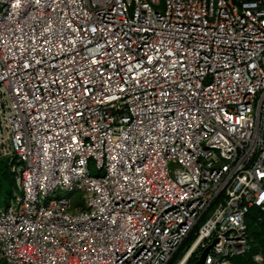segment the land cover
Segmentation results:
<instances>
[{"label": "built area", "instance_id": "obj_1", "mask_svg": "<svg viewBox=\"0 0 264 264\" xmlns=\"http://www.w3.org/2000/svg\"><path fill=\"white\" fill-rule=\"evenodd\" d=\"M0 162V264H264V0H0Z\"/></svg>", "mask_w": 264, "mask_h": 264}, {"label": "trees", "instance_id": "obj_2", "mask_svg": "<svg viewBox=\"0 0 264 264\" xmlns=\"http://www.w3.org/2000/svg\"><path fill=\"white\" fill-rule=\"evenodd\" d=\"M10 172L11 171L7 163L0 162V205H8L13 192L17 189L15 176L12 172ZM9 175L14 177L12 182L9 179ZM248 226L250 235L253 238L254 243L257 245L255 249H261L264 251V212L259 209H253L248 217ZM188 239H191L193 242L196 239V233H193ZM256 239H258V242ZM236 263L258 264L254 261L252 254H249L246 257L237 258Z\"/></svg>", "mask_w": 264, "mask_h": 264}, {"label": "rangeland", "instance_id": "obj_3", "mask_svg": "<svg viewBox=\"0 0 264 264\" xmlns=\"http://www.w3.org/2000/svg\"><path fill=\"white\" fill-rule=\"evenodd\" d=\"M91 171H92V174L94 175V176H101V173L100 172H98L97 170H96V168H95V166L92 164L91 165ZM11 173V172H10ZM12 175V174H11ZM11 175H9V179H10V181L12 182V180H14V177H12ZM75 196H77V194H68V193H66V192H63V193H61V192H59L57 195H56V198H61V197H75ZM209 217V215L208 214H206V216H205V218L204 219H206V218H208ZM202 224V222L200 223V225ZM256 241L258 242V239H256ZM192 244V240L191 239H188V240H186L185 241V243L183 244V246L179 249V251L177 252V254L175 255V257H174V259L171 261V263L170 264H176L177 263V261L185 254V252L189 249V247H190V245ZM202 253H203V251L200 253H197V254H195V256H194V259H192L191 261H190V263L189 264H196L197 263V261H199V258L201 257V255H202Z\"/></svg>", "mask_w": 264, "mask_h": 264}, {"label": "water", "instance_id": "obj_4", "mask_svg": "<svg viewBox=\"0 0 264 264\" xmlns=\"http://www.w3.org/2000/svg\"><path fill=\"white\" fill-rule=\"evenodd\" d=\"M212 246H213V245H211L209 248H207V249L204 251V253H203L201 259H200L199 261H197L196 264H204V260H205V258H206V256H207L208 252L211 250Z\"/></svg>", "mask_w": 264, "mask_h": 264}]
</instances>
